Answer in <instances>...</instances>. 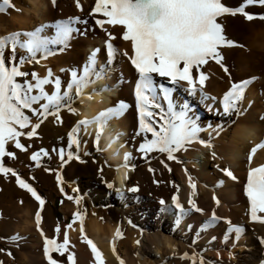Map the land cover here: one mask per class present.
Segmentation results:
<instances>
[{
	"label": "bare ground",
	"instance_id": "bare-ground-1",
	"mask_svg": "<svg viewBox=\"0 0 264 264\" xmlns=\"http://www.w3.org/2000/svg\"><path fill=\"white\" fill-rule=\"evenodd\" d=\"M78 2L79 9L76 6L77 0H55L54 6L51 0H11L14 8H6L5 11L0 12V36L18 30H33L41 23L52 24L56 20L68 17L92 20V28L87 36L74 33L73 39L63 51H59L56 47L53 49L54 55L40 60L39 64H24L22 70H31L44 76L46 70L51 69L54 76H60L62 82L66 84L70 78L67 70L80 68L94 49H99L98 65L105 63L107 37L105 32L95 25L93 16L90 15L95 0H78ZM222 2L231 8L244 6V0H222ZM245 11L253 14L254 19L247 20L243 15L237 14L226 15L219 21L223 25L226 39L233 42L232 46H224L220 49L222 63L228 68V72L225 73L214 61H209L200 69L208 76L204 84V92L216 97V102L214 104L210 100L202 102L199 92L195 96H189L184 88L179 86L173 93L176 102L182 103L187 100L194 109L195 115L199 117V126L203 130L198 134V140L210 142L212 146L206 147L194 141L187 146L186 151L175 154L176 160L169 161L165 155L161 167L155 168L159 174L154 176V181L143 186L137 185L139 166L145 165L149 169L155 165V162L150 161L151 165L146 161V163L134 162L135 156H140L137 148L142 142V137L134 136L138 128V113L134 99L137 74L124 55H116L111 67L106 69V77L85 89L84 94L73 104L77 109L75 114L62 109L59 113L61 118L59 121L56 119L52 122L43 121L33 137L23 136L29 140L28 142L32 140L35 142L34 145L31 144L33 147L29 155L31 156L33 152L42 148L51 149L57 143L58 146L62 144L61 124L75 125V120L92 118L101 110L115 106L118 101H124L129 105L121 117L112 119L106 125L98 144L94 143L95 124L88 128L90 135L83 134L82 131L79 144V150L82 148L84 155L85 151L96 154V158H91L86 167L99 168L100 176L113 184V189L107 188L104 195L94 197L92 203L99 206L105 201L110 203V208L122 218L121 223L114 225L108 221L103 225L98 215L105 213L97 207L90 211L84 220L72 224V228L66 229L65 226H61L59 233L55 230L57 225L52 226V232L47 230L45 223L41 222L40 228L44 233V236H41L35 220L28 219L27 215L18 234L26 238L24 242L29 252L34 251L36 255L29 257L25 253L24 263L30 264L34 261V264H48L43 252L44 238H55L57 242H62L63 233L67 230L68 249L74 254L75 264H96L90 247L81 236L82 226L84 236L93 241L102 253L104 264H121V261L123 264H192L191 259L184 258V253H188L189 256L195 253L197 264L201 257L203 264H262L264 245L260 240L264 239V222L260 220L255 224L249 222V202L244 193V186L247 183L249 168L264 164V149H257L251 163L248 160L251 149L264 141V20L259 19L264 15V6L248 5ZM96 18L101 17L96 14ZM5 20L8 23H5ZM78 26L79 24L75 25L77 28ZM105 27L115 36L111 41L115 48L121 52L127 51L131 56L130 42L121 39V27L107 25ZM53 32L54 30L49 28L45 34L52 35ZM19 54L21 53L18 51ZM61 69L65 71L61 72ZM193 75L194 77L198 75L195 69ZM121 79L123 83H119ZM154 79L157 83L171 86L166 78L154 76ZM242 80H249L250 83L239 104L241 114L233 113L229 116L217 114V110L222 112L220 100L231 83ZM105 85L110 90L93 91ZM45 87L51 92V85ZM161 103L166 108V103L162 99ZM208 105H211V110ZM130 113L131 117L128 115ZM32 123H37V120L33 119ZM218 125L221 127L218 128ZM117 133L122 135L112 142ZM23 137L20 139L22 140ZM10 144L12 143L9 142L8 145ZM92 144L95 145L96 152ZM125 152L131 154L128 167L122 166ZM164 165H167V168ZM225 168L233 173L236 180L226 175L223 171ZM189 177L196 185L194 192L189 187ZM133 186L138 187L139 191L128 192L127 189ZM115 188L122 190L123 197L119 198L116 195ZM173 194H178L179 201L185 208L189 207L187 202L191 194V198L203 209V213L190 212L177 226L174 208L164 213L159 211L158 201L162 198L167 205H171ZM213 196L219 201L218 205L213 200ZM120 201L124 207L119 206ZM213 210L220 220L207 230H201V226ZM258 215L264 216V213ZM229 220L232 225L242 226L243 230L239 238L233 231L229 233L227 240L224 239ZM117 231L120 232L119 236ZM64 257L67 259L66 255Z\"/></svg>",
	"mask_w": 264,
	"mask_h": 264
},
{
	"label": "snow or ice",
	"instance_id": "snow-or-ice-1",
	"mask_svg": "<svg viewBox=\"0 0 264 264\" xmlns=\"http://www.w3.org/2000/svg\"><path fill=\"white\" fill-rule=\"evenodd\" d=\"M53 6L55 0H51ZM259 4L264 6V0H244V6L231 8L225 5L222 0H95V6L91 9L94 23L107 37L105 41L106 61L98 65L97 54L99 49H94L88 56L86 62L80 68L69 69L70 78L66 84L62 82L60 76H54L51 69L46 70L44 76L36 72L22 70L24 64H39L40 60L54 55V48L58 47L63 51L73 39L74 33L83 35L76 24L87 25V19L80 17H68L67 19L56 20L52 24L41 23L33 30H18L7 35L0 36V173L11 174L16 178V183L26 189L39 202L41 208L45 200L41 198L36 190L18 175L17 171L6 167L2 160L4 157L15 158L12 151L7 150L9 142L15 149L26 151L25 145L21 143V137H33L36 129L49 115L55 116L59 121V113L62 109L75 114L77 109L73 104L80 99L91 84L106 77V69L110 68L116 55H124L134 68L137 79L134 85L135 108L138 113V128L134 136L142 137L137 152L148 156L151 153L165 154L169 161L176 160V153L186 151L187 146L194 141H198L206 147H211L210 142L198 140V134L203 130L199 126V117L195 115L194 109L187 100L178 103L173 99V93L177 86L184 88L189 96L200 93L201 101L210 100L214 104L216 97L209 96L204 92V84L208 76L200 69L207 65L209 61H214L222 70L227 73L228 68L222 63L220 49L224 46H232L233 42L227 40L224 35L223 25L220 18L241 14L247 20L254 19V15L245 11L248 5ZM77 8L80 4L77 0ZM6 8H14L11 0H0V12ZM98 14L101 18H96ZM259 19L264 20V15ZM120 26L122 31L121 39L130 42L132 55L127 51L121 52L115 48L112 40L115 36L105 26ZM53 29L52 35H47V29ZM91 29H85V31ZM18 51L19 54L18 55ZM7 52V55L5 53ZM195 69L197 76L194 77ZM65 69H61L64 72ZM154 76L166 78L171 86L164 83H157ZM31 77V79H29ZM123 83V80L119 81ZM249 80H242L231 83L229 89L223 94L220 103L222 112L217 110V114L229 116L233 113L241 114L239 107L244 98V93ZM46 85H51V92L46 90ZM107 85L93 91H108ZM161 99L166 103V108L162 105ZM129 105L124 101H118L115 106H110L97 113L92 118H83L76 122L68 133V151L65 159V149L58 151L61 166L72 159L79 160L78 150L80 136L88 134L90 125H96L94 143L99 142L103 129L115 118L121 117ZM211 110V105H208ZM32 118L37 123H32ZM218 128L221 126L218 125ZM30 129V130H29ZM27 130V131H25ZM219 134V133H217ZM122 133H117L112 142L118 139ZM76 145L77 154L74 155L72 149ZM257 149H264V141L256 144L248 156L251 163L252 156ZM56 151V149H54ZM45 149L33 152L30 159L39 166L41 155H47ZM118 154V153H116ZM215 156V153H213ZM131 154L124 153L123 167H128ZM163 163V161H161ZM167 168V165H164ZM134 167V166H133ZM48 169H46L47 171ZM149 171L153 169L149 168ZM170 171V169H169ZM227 176L236 180L233 173L227 168L223 169ZM126 178V177H125ZM58 183L61 181L60 174L57 173ZM222 183V181H221ZM108 189H113L111 182L106 183ZM189 187L195 191L196 185L189 177ZM63 193L64 189L61 187ZM77 192L78 189H73ZM130 193L139 191L133 186L127 189ZM179 188L177 186V193ZM117 196L123 197L124 193L120 188H115ZM244 193L249 202V214L253 221L264 222V164L257 167H250L247 173V183L244 186ZM67 199L74 200L77 204L81 197L67 196ZM216 204L219 201L213 196ZM171 205H167L164 199L158 201L161 213L168 212L172 208L176 210L175 224L178 226L182 218L190 212L203 213V209L198 207L195 201L188 199V208L180 203L178 194L171 196ZM80 219L82 215L76 213L73 220ZM41 213L38 210L35 214L37 230L44 236L40 228ZM220 220L215 210L201 226V230L214 226ZM229 227L224 239H228L231 232L241 233L242 226L232 225L227 221ZM66 229L72 228L69 223ZM191 228V225H189ZM56 232L61 231L60 225L56 226ZM81 236L90 247L96 264H104L102 253L97 246L84 236L81 226ZM120 232L117 231V236ZM14 237L13 239H18ZM213 240L215 237L212 238ZM264 245V239L260 240ZM69 237L67 230L63 233V241L57 242L55 238H44L43 252L48 264H61L53 257V253L66 255V264H75L74 254L69 251ZM0 251H3L0 249ZM9 256L11 253H7ZM184 258H189L192 264H197L196 254L189 256L183 254ZM2 264V262H0ZM123 264V261H121ZM199 264H203L200 258ZM264 264V261H262Z\"/></svg>",
	"mask_w": 264,
	"mask_h": 264
},
{
	"label": "rangeland",
	"instance_id": "rangeland-1",
	"mask_svg": "<svg viewBox=\"0 0 264 264\" xmlns=\"http://www.w3.org/2000/svg\"><path fill=\"white\" fill-rule=\"evenodd\" d=\"M5 23H8V21ZM78 28L84 33L83 35L80 34L81 36H87L90 30L85 31V29L92 28V20L87 19V25L79 24ZM26 71L32 72L31 70ZM128 115L129 117L132 116L131 113ZM33 119L35 118H32V120ZM55 119V116L49 115L46 119H43V121L52 122ZM75 122L77 121L75 120ZM128 123L131 124V122ZM60 126V135L63 140L62 144L58 146L57 143L51 147V149L42 148L45 149L48 154L41 155L39 166H37L36 162H33L30 159L31 156H29L33 151L32 145L35 143L32 139L30 142H28L29 140H26L24 137L21 140V143L25 145L26 151L15 149L12 144L7 146L8 151L14 152L15 158L4 157L2 160L3 164L6 167L16 170L18 175L29 183L36 190L37 194L45 200V204L41 208L39 202L31 195V193L26 189H22L16 183L15 177L11 174L5 175L0 173V249L3 250L0 251V258L2 260V264H26L23 262L25 253L29 257L36 255L34 251L29 252L25 243L26 238L20 236L18 232L22 229L21 227L23 226L27 215L28 219L34 221L35 214L38 210H40L41 213V222L45 223L47 230L51 231L54 224H59L61 227L66 226L69 223L74 224L78 222L80 219L70 222L68 221V218L76 213L81 214L82 220H84L85 216L97 207L105 213L104 215H98V219L102 224L104 223L103 225H106L108 221L114 225H119L122 221V218L112 208H110V203L108 204L105 201V203L101 206L96 203H92L94 197L104 195V192L107 191L106 183H108L104 177L100 176V172L98 173L99 168L94 169L89 167L88 169L86 167L91 158H96V154L94 152L85 151L84 155V151L81 148L78 150L79 160L74 158L61 166L58 151L60 148H64L65 159H67L68 133L74 125L61 124ZM94 147L95 145L92 144L93 150ZM54 149H56V151H54ZM71 150L74 154L77 153L75 144L72 146ZM94 151L96 152L97 150ZM81 153L83 156H81ZM139 155L140 156H135V163L141 161L142 163L149 162L151 165L152 162H155V165L151 166V169H153L154 172H150L145 165L139 166L137 173V185L143 186L145 183L154 181V176L159 174V171L156 169L157 167H161V161L163 160L162 158H164L165 154L155 153L153 155L151 153L146 157L141 153ZM39 168L42 170L39 171ZM46 169L48 170L46 171ZM100 169L102 170V168ZM57 173H59L61 177V181L59 183L57 181ZM61 187L64 189L63 193L60 191ZM73 189H78V191L73 192ZM68 195L73 197L79 195L81 199L77 204L74 200H68ZM120 202L121 205L119 206L124 207V205H122V201ZM257 221H253L249 218L250 223L255 224L258 223ZM14 237L19 238L13 239ZM9 252L11 253L10 256L7 254ZM53 256L59 260L61 264L66 263V258L61 256L59 253H53ZM30 264H34V261Z\"/></svg>",
	"mask_w": 264,
	"mask_h": 264
},
{
	"label": "trees",
	"instance_id": "trees-1",
	"mask_svg": "<svg viewBox=\"0 0 264 264\" xmlns=\"http://www.w3.org/2000/svg\"><path fill=\"white\" fill-rule=\"evenodd\" d=\"M68 221H69V222H70V221H74V220H73V216L69 217V218H68Z\"/></svg>",
	"mask_w": 264,
	"mask_h": 264
}]
</instances>
